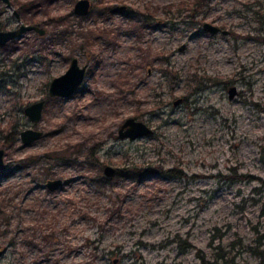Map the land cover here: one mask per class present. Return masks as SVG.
<instances>
[{"label":"rangeland","instance_id":"374dc122","mask_svg":"<svg viewBox=\"0 0 264 264\" xmlns=\"http://www.w3.org/2000/svg\"><path fill=\"white\" fill-rule=\"evenodd\" d=\"M77 1L0 2V30H43L0 45V264H200L231 242L228 264H258L246 248L264 229V0L193 15L194 0H89L83 17ZM73 59L82 85L49 97ZM40 101L33 124L24 109ZM128 118L152 133L119 139ZM27 129L42 136L23 146Z\"/></svg>","mask_w":264,"mask_h":264},{"label":"water","instance_id":"95a60500","mask_svg":"<svg viewBox=\"0 0 264 264\" xmlns=\"http://www.w3.org/2000/svg\"><path fill=\"white\" fill-rule=\"evenodd\" d=\"M1 3L6 4V6L10 7L9 0H0ZM90 1L89 0H78L74 7L73 13L77 16H86L90 10ZM201 29L204 33L210 35H216L221 33L226 35L227 32L220 30L218 27L210 24L203 23ZM29 31H36L39 35L43 34V30L34 27V26H20L18 29L8 32H0V45H4L6 42L16 39L20 37L23 33ZM183 46L179 49L181 51ZM86 75V66L80 67L77 63L76 59H73L70 63L68 70L57 78H54L48 87V95L49 97H58L62 99L70 98L76 90L82 85L83 80ZM236 94V88L230 87L228 89V99L231 100L233 96ZM181 100H178L179 103ZM44 107L43 102H36L27 106L24 109V115L28 118V120L37 124L41 119L42 109ZM152 133V130L143 122L136 121L133 118H128L124 124L121 126V129L118 133L119 139H129L135 140L141 137L149 136ZM42 136V132L33 129H27L20 132V141L23 146H28L32 142L40 139ZM5 161H4V150L0 149V172L4 169ZM115 169L111 167L104 168V174L107 177L113 176L115 174ZM63 185L62 180H47L45 183V188L49 192H54L59 189ZM115 263V262H114Z\"/></svg>","mask_w":264,"mask_h":264},{"label":"trees","instance_id":"16d2710c","mask_svg":"<svg viewBox=\"0 0 264 264\" xmlns=\"http://www.w3.org/2000/svg\"><path fill=\"white\" fill-rule=\"evenodd\" d=\"M208 1V0H207ZM206 3V0H194L192 8H189L187 11L190 13L196 14L201 9L202 5ZM195 4V5H194ZM186 9L178 10V14L185 11ZM190 18V17H189ZM166 72V70H165ZM186 102V98L184 99ZM167 173L172 174L174 170H169ZM237 177V176H236ZM246 175H240L237 177V180L248 179ZM259 183L264 187V180H258ZM262 211L264 212V204L262 205ZM251 231L253 233V240L251 244L246 248L248 254L252 255L255 259L258 260V264H264V229L260 230L258 226H252ZM236 247H242L241 243L231 242L228 246L229 252L225 251L226 248L217 247L215 248L216 254L214 253L212 259H205L206 257L202 253H198L197 257L200 261V264H228L232 263L233 260H227L228 254H230ZM191 248L190 244H186L184 249Z\"/></svg>","mask_w":264,"mask_h":264},{"label":"flooded vegetation","instance_id":"af4514ba","mask_svg":"<svg viewBox=\"0 0 264 264\" xmlns=\"http://www.w3.org/2000/svg\"><path fill=\"white\" fill-rule=\"evenodd\" d=\"M9 4H11V2H10V0H9ZM6 5V4H5ZM7 7V6H6ZM15 16H16V18H18V13L16 14L15 13ZM30 26H34V25H30ZM34 27H36V26H34ZM38 28V27H37ZM18 29V28H17ZM16 30V29H15ZM8 31H13V30H7V31H2V30H0V32H8ZM36 32V31H35ZM37 33V32H36ZM17 39V38H16ZM12 40H15V39H12ZM12 40H10V41H12ZM9 42V41H8ZM5 44H7V42L5 43ZM4 44V45H5ZM3 46V45H2ZM0 79H1V77H0Z\"/></svg>","mask_w":264,"mask_h":264}]
</instances>
